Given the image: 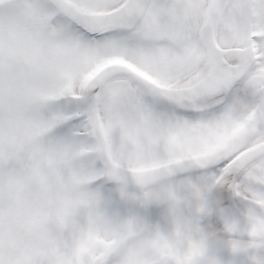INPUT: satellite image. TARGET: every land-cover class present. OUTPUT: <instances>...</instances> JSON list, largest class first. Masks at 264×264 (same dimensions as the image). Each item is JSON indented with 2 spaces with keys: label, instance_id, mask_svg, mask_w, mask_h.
I'll list each match as a JSON object with an SVG mask.
<instances>
[{
  "label": "snow or ice",
  "instance_id": "1",
  "mask_svg": "<svg viewBox=\"0 0 264 264\" xmlns=\"http://www.w3.org/2000/svg\"><path fill=\"white\" fill-rule=\"evenodd\" d=\"M0 264H264V0H0Z\"/></svg>",
  "mask_w": 264,
  "mask_h": 264
}]
</instances>
